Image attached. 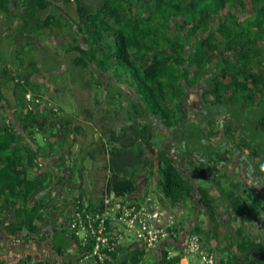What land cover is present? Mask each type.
<instances>
[{
  "label": "trees",
  "instance_id": "obj_1",
  "mask_svg": "<svg viewBox=\"0 0 264 264\" xmlns=\"http://www.w3.org/2000/svg\"><path fill=\"white\" fill-rule=\"evenodd\" d=\"M57 1L0 0V14L4 12L15 18L19 15V34H15V39L23 41L21 49H15L16 46L10 48L21 60L19 69L4 62L0 70V108L4 113L12 112L10 118L3 113L7 118L0 120V220L3 222L9 218L12 224L6 231L13 234L39 232L40 226L36 222L44 220L42 210L50 206L58 209L55 203L61 194L55 197L52 193L74 171L67 163L70 151L63 154L55 141L41 144L36 138L38 132L52 137L57 135L52 121L54 117L59 118L65 127L71 124L68 117L55 110L56 107L44 105L46 101L40 84L33 79L41 68L29 47L44 28L70 29L74 35L70 50L78 52L74 58L76 66L87 68L94 64L102 74L117 68L127 80L132 79V85L136 87L134 92L137 96L133 102L122 105L128 121L125 126L128 132H123L127 141L116 144L120 137L116 140L115 132L109 137L111 145L106 167L110 176L105 181L106 187L99 203L87 199L85 193H80L75 199L89 200L86 210L102 209L103 195L115 192L126 198L136 194L139 188L137 173L151 166L152 176L154 168L158 167L157 188L161 190L159 195L163 206L166 202L186 206L189 199L196 198V210L206 209L212 222L216 221L222 211L218 212L217 198L210 194L211 188L205 181L209 179L207 165L210 166L208 163L214 158L225 162L232 158L228 157V151L211 154L207 162L203 158L205 155L200 157V141L205 138L203 125H214L218 114L228 111L241 109L244 112L240 113L252 114V123L257 124L249 133L252 136L250 142L253 141L254 145L249 142L245 146L253 150L249 154L259 160L255 162L264 175V0H251V14L246 13L247 3L243 0H76L77 20L59 6L57 10H49V7L57 6ZM19 6L23 10L16 13ZM227 8L233 11L226 12ZM241 13L246 16L241 18ZM215 19L217 24H214ZM201 32L205 35L199 34ZM21 34L26 39H22ZM23 51L28 53L27 56H22ZM8 83H11L13 100L7 99L4 93ZM197 83L199 90L191 108L197 105L202 125L195 118L186 117V103L181 98L187 94V86L191 90ZM31 91L36 93L31 95L41 100L32 103L26 98ZM143 116L152 118V122L157 118L160 125L171 128L176 137L171 147L158 149L157 161H149L150 156L147 155V149L154 145V125L142 123L140 118ZM195 125L200 128V133L194 131ZM188 129L194 134L183 135ZM230 129L234 130V127ZM80 130L82 127L79 125L75 131ZM179 138L184 140L175 144ZM105 147L103 143L99 150L105 151ZM171 149L179 152V158L182 155L199 158L200 161L190 160V163L204 181L185 176L181 162L175 159ZM246 157L244 152L238 155V159H244L248 166L250 163ZM43 161L51 165L40 171ZM59 166L65 169L62 175L53 171ZM149 178L150 175L146 180ZM232 182L225 196L234 209V217L248 216L249 222L256 218L264 225L263 195L258 193V189H251L247 192L248 199L241 198L236 193L241 182ZM7 212L12 216L7 217ZM250 226L257 225L250 223ZM217 228L218 223L213 229L196 223L190 231L198 233L203 246L209 248L210 236H217ZM248 234L241 227L236 229L234 239L227 233L231 245H237L240 250L239 254L233 251L228 256L248 264H264V240H246ZM71 239L78 243L81 256L90 254L92 248L89 244L78 242L74 233ZM170 244L169 241L164 243L156 257L157 264L180 262L182 253L168 257L166 246ZM69 245L68 240L65 247ZM119 253L124 254L119 260L121 264H138L146 250L129 243L116 249L114 259L117 260ZM222 263L218 261V264Z\"/></svg>",
  "mask_w": 264,
  "mask_h": 264
},
{
  "label": "rangeland",
  "instance_id": "obj_2",
  "mask_svg": "<svg viewBox=\"0 0 264 264\" xmlns=\"http://www.w3.org/2000/svg\"><path fill=\"white\" fill-rule=\"evenodd\" d=\"M243 1L247 3L246 13L251 14V0ZM58 6L64 10H67L73 19L77 20L78 12L76 0H71L69 2L59 0L57 1V6L53 5L49 7V10H57ZM19 9L23 10L22 7L19 6L15 12L19 13ZM229 11L233 10L227 8L226 12ZM9 15L4 12L0 14V70L4 62L10 63L11 65H14V67H17L18 63L21 62V60L19 61V57L16 55L15 50L12 52L10 50V48H14V46H16L15 49H21V44H23V41L20 42L19 40L18 42V40L15 39L17 33L19 34V15L16 18ZM240 15L241 18L246 16L244 13H241ZM63 20H65V18H63ZM217 21L218 20L215 19L214 24H217ZM14 23L16 25H14ZM199 34L205 35L202 32ZM7 35L9 36L6 37ZM21 37H24L22 39H26L25 35L21 34ZM73 37L74 35L71 34L70 29L67 27L60 30L44 28L41 29L37 34L34 44L29 47L31 54L37 59L38 65L41 68L40 72L33 75V79H35V81L40 84V88L42 89L46 101L44 105H53L56 107L55 110L71 120L69 127H65L59 121V118H52L53 123L56 125L55 129L57 135L52 137L48 136V134L43 135L42 132H38L36 133V138L41 144H45L48 140L55 141L57 146L62 148L61 150H63V154L65 152L67 154V152L69 153L70 151V157L69 154L68 156L66 155L68 158L67 163L73 167L74 171L71 173V175L70 173L68 174L67 182H63L62 185H58L52 194L56 197L57 193L59 192L61 194L58 198L60 201L63 203L70 202L73 204L76 200V195L85 193L90 201L99 203V199L106 187L105 181L109 174V169L106 167L111 145L109 144V137L112 132H115V139L117 140V138L120 137V141L118 142L117 140L115 142L116 144L127 141L123 132H128L125 127L128 124V121L126 119V112L122 105H127L128 103L133 102V98H136L137 96L134 92L136 87L134 88L132 85V82L134 83V81L132 79H130L131 81L127 80L126 76L121 75V70H117V68H111L108 73H104V75L102 74V71L94 64L87 68L76 66L74 64V58L77 56L78 52L75 50H70V45L74 43ZM79 39L81 41V37H79ZM262 44L264 45V41ZM22 53V56H27L28 54L25 51ZM25 58L26 59L24 61L27 62L28 58ZM19 67L20 66H18L17 69H19ZM10 85L11 83H8L5 86L4 93L7 99L13 100ZM198 88L199 83L191 87V90L190 87L187 86V94L181 96V98H184V103H186V117L193 116L195 114L194 113L191 115L193 111L191 108V103L197 98L196 92L199 90ZM31 92L36 94L34 91ZM206 97H208V94ZM234 112L238 114L244 111L238 109ZM3 113L4 110L0 108V120H5L7 118H5L4 115H8L9 118L12 115V112L4 113V115ZM240 118L241 117L238 119ZM253 119V115L249 114L247 115L246 119L243 120L244 122L246 120H250L251 125L256 127L257 124L255 123L254 125L252 123ZM151 120L152 118H149L148 116H143L140 118L142 123L149 122L154 125V145L147 149V155L150 156L149 161L154 159L157 161L158 149L161 146L169 147L172 141H175L176 137L175 134L172 133L171 128H165L160 125V121L157 118L153 122ZM199 123L202 125V121ZM238 124H241V122H238ZM79 125L82 127V130L76 132V127ZM95 127H97V129ZM203 128L205 138L200 141L201 147L207 144H213L217 147L224 146L222 142L225 140V137H227L229 139V154L234 157L235 151H238L236 149L243 148V152L247 155L246 158H248L247 160L250 163V165H248L250 167L249 171H251L257 177H261V175H263L261 168L259 167L258 163H256L259 160L257 158L254 159V156L249 154L253 150H250L243 144L244 139L241 136L240 131L232 134L230 133V135L224 134V132L219 128L218 119L214 121V125H203ZM199 129L200 128H198L196 125L194 126V131H199L200 133ZM248 131L250 132V130ZM182 134L193 135L194 133L188 129ZM181 138H179L177 142L181 143ZM249 140H252L251 135H249ZM31 143H34V147H36L35 142ZM103 143L106 144L105 151H100L99 148ZM250 144L254 145L253 141H251ZM234 146H236V149H234ZM221 150L222 149L217 148L216 151H209L210 153L208 152L206 157H210L211 153L221 154ZM171 151L174 154L175 159L181 162V164H184V171H191L192 175L190 173V176L192 179L195 177L197 181L203 182V179L195 173L193 166L190 164V160H196V162H198L200 161L199 158L192 155H187L185 157L182 155V157L179 158L178 151H175L174 149H171ZM241 153L242 152H236L235 157L237 158ZM157 168L158 167L154 168V175L152 176L150 174L151 166H148L145 170H141L137 173L136 179L139 183L137 194L141 195L143 193H150L154 200L160 203L161 198L159 193L161 190L159 187L157 188V179L159 177ZM207 168L209 171V179L207 183L210 187L216 190V195L219 193L221 194L223 199L220 198V200H217V202L221 201L219 206L222 205L223 209H225L224 214L229 215L232 212L229 213L228 210L233 207L229 200H227L224 195L222 196V192L224 193L226 188L231 187L233 183L232 181H239L241 182V185L243 184V187H238L236 193L241 198L244 197L245 199H248L247 193L243 188L245 187V189H249V187H247V183L243 180L241 175L242 172L239 171V174H237V170H235L236 172H233L232 170L231 173L228 174L229 170L221 167V170H219V173L216 175L214 173L217 172V166L207 165ZM55 173L57 175L64 174V167L59 166V168L55 169ZM148 175H150V178L147 181L146 177ZM89 200L86 202L88 206ZM60 201L56 200L55 204L61 205ZM196 201V198L189 199L188 205L195 207ZM248 203H250V201ZM166 205H162V208L166 209V207H168L167 202ZM63 206H65V204H63ZM194 209L196 210V208ZM205 217L208 218L206 219V227H213L216 223L219 224L220 217H217V220L214 222H212V219H210V214L207 212L205 213ZM64 221L65 219L63 218L61 224L64 225ZM244 221L245 220L243 219L239 222L241 223ZM67 230L71 229L67 227ZM210 241L215 245L212 236H210ZM215 246V249H218L217 245ZM151 261L152 262H147L146 264H156L154 258H152Z\"/></svg>",
  "mask_w": 264,
  "mask_h": 264
},
{
  "label": "crops",
  "instance_id": "obj_3",
  "mask_svg": "<svg viewBox=\"0 0 264 264\" xmlns=\"http://www.w3.org/2000/svg\"><path fill=\"white\" fill-rule=\"evenodd\" d=\"M192 110L194 112L192 111L191 115H193L194 113L196 115L194 114L193 116H190V118L191 119L195 118L196 122H199L198 116L200 114L197 113L199 109L195 107ZM95 128L97 129V127ZM177 143L178 142H176L175 144ZM207 145L201 148V156H200L203 157L205 155L203 158H205L206 161L208 160L206 154L209 151H216L217 150L216 148L222 149L221 150L222 153L228 151L227 153L228 157L232 158V160L226 162L224 161V159L216 160V158H214L212 161H209L208 164H210L211 166L213 165L217 166V170H216L217 172H215L214 174L217 175L219 173V170H221V167L226 168L227 170L230 171L233 170V172H236L235 170H237V174H239L240 171L242 172L241 175L243 177V180L247 183V187H249V189L248 188L245 189L244 187L243 188L244 191L247 193L248 191L250 192L251 189H258V193L262 194L264 197V178H263L264 175H261V177L255 176V174L249 171L250 167L247 166V163L243 162V160H239L238 157L233 159V156L229 154L230 148L228 146L217 147L216 145L213 144H209L210 146ZM210 147L214 148L215 150L210 149ZM211 154L213 155L214 153ZM42 163L43 166H41L40 171L45 170L46 168H48L47 166L51 165L50 163L46 164L45 161H43ZM181 170L185 174V176L191 178L190 177L191 171L185 172L184 164H182ZM108 172H109L108 176H110V171L108 170ZM246 173L247 176H245ZM205 181L208 182V180ZM241 187H243V184L240 186V188ZM210 188H211L210 194L212 196L214 195V197H216L217 200H220V198L223 199L220 193L216 195L217 193L216 190L212 187ZM230 189L231 188L228 187L225 189L224 193L222 192V196L224 195L226 199L227 197L225 196V192H227V190L229 191ZM146 195H150V193L147 194L143 193L141 195L136 193L133 195H128L127 198L134 202H141ZM220 203L221 201L217 202L218 212L222 211L221 216L218 215V217H220L218 227L220 228H217V236L213 237V241L215 245H217L218 249H215L216 246L211 241L210 244L207 243L206 244L207 246L210 245L209 248L213 249L217 253V259L219 262L221 261V263L223 261L224 264H248L240 260L231 259L228 256L229 253H232L233 251L239 254L240 250H238L237 245L235 244L231 245V242L228 240L227 233L232 236V239H234L236 235V229L238 227H241L243 230H247L249 232L248 236L246 237V240L249 239V240L261 241L264 240V225L261 223V221L256 220V218L253 222H249V219L247 218L248 216L235 218L233 208L228 210L229 213L232 212L231 213L232 215L224 214L225 209H223L222 205L219 206ZM188 204L189 202H187L186 206H182V205H178V203H176L175 205H171L168 203V207H166V210L168 212H172L176 214L177 228L180 231L176 239H174L173 242L170 241L171 244L166 246V248L170 250L173 255L182 253L183 243L185 241L184 236L186 235V231L190 232V229H192L196 223H201L203 227H206L205 224L207 225L206 219L208 218L205 217V213L207 212L206 209L201 208L195 210L194 208L196 207L193 206L191 207V205ZM59 206L62 207L63 204L56 205L57 208ZM51 208L52 206L42 210L44 214V218H43L44 220H40L36 222L40 226L39 232L37 233H32L29 231L27 232L23 231V233L15 232L14 234L9 233L8 231H6V228L12 226L11 222L8 221L9 218L8 219L5 218V221L3 222L0 220V247H1L0 264H121L119 260L122 259V257L124 256L123 253H119L117 260L116 259L113 260L112 263H101L95 257L81 256L82 254L78 246V243L75 242L73 239H71L72 233L70 230H67L68 227L67 222L64 225L61 224L60 215L56 213H52V210L54 208L53 209ZM6 216L11 217L12 213L7 212ZM243 219L245 221L240 223L239 221ZM250 223L251 224L255 223L257 226L251 228ZM213 227L211 228L213 229ZM68 240L70 241V245L69 247H65V242H67ZM123 244L124 246L128 245L129 241H126ZM58 247L60 248L59 251H58ZM145 250L146 253L143 259L138 264H146L147 262H152L151 261L152 258L155 259V263H158L156 261V257L159 256L160 250L149 249L147 247H145ZM178 264H199V259L195 255L183 256Z\"/></svg>",
  "mask_w": 264,
  "mask_h": 264
},
{
  "label": "built area",
  "instance_id": "obj_4",
  "mask_svg": "<svg viewBox=\"0 0 264 264\" xmlns=\"http://www.w3.org/2000/svg\"><path fill=\"white\" fill-rule=\"evenodd\" d=\"M26 94L32 103L40 97ZM30 107H32L30 105ZM102 209L86 210V202L80 199L70 207L67 224L78 241L91 246L90 254L101 263L114 260L116 249L129 241L133 247H147L159 250L167 241H174L179 235L176 214L162 208V204L146 195L137 203L117 195L115 192L103 195ZM183 243V256L195 255L199 264H218L217 253L203 246L200 235L189 232ZM169 250L168 257L172 256Z\"/></svg>",
  "mask_w": 264,
  "mask_h": 264
},
{
  "label": "flooded vegetation",
  "instance_id": "obj_5",
  "mask_svg": "<svg viewBox=\"0 0 264 264\" xmlns=\"http://www.w3.org/2000/svg\"><path fill=\"white\" fill-rule=\"evenodd\" d=\"M197 107V105H196ZM232 108V107H231ZM233 109V108H232ZM235 110L233 111H228V112H225V113H221V114H218V125H219V128L221 129V131L224 132V134H228L230 135V133H235L237 131H240L241 132V136L243 137L244 141H243V144L245 145L246 143H249L250 140H249V131L252 127L251 125V121L249 120H246L244 122L243 119H246L245 115L248 114V113H236L234 112ZM251 111V110H250ZM249 115V114H248ZM239 117H241L240 119H238ZM223 122H226L225 126L223 125ZM238 122H241V124H238ZM229 126V127H227ZM236 126V127H235ZM234 127V130H231L230 128ZM227 130V131H226ZM225 137V136H224ZM224 146H228L229 144V139L227 137H225V140L222 142ZM231 144V143H230ZM223 147V146H221ZM234 149H236V146H234ZM238 151H235L234 153V157L233 159H235L236 157V152L239 153V152H243V148H240V151L239 149H236ZM231 171L229 170L228 174H230ZM71 175V173H70ZM59 194V192L57 193V195ZM60 197V196H59ZM61 199V198H60ZM61 205L62 204H65V206L61 207L59 206L58 209H53L52 210V213H56V214H59L60 215V220L62 221V219L64 218L65 221H64V224L67 222V217H68V214H69V211H70V207L72 206V204L70 202H67V203H63L62 201H60ZM60 205V204H59ZM62 223V222H61ZM109 263V262H108Z\"/></svg>",
  "mask_w": 264,
  "mask_h": 264
},
{
  "label": "water",
  "instance_id": "obj_6",
  "mask_svg": "<svg viewBox=\"0 0 264 264\" xmlns=\"http://www.w3.org/2000/svg\"><path fill=\"white\" fill-rule=\"evenodd\" d=\"M21 131L26 135L24 129L21 127ZM30 142H32V140H30ZM189 231H187V234H188ZM186 236V235H185Z\"/></svg>",
  "mask_w": 264,
  "mask_h": 264
},
{
  "label": "clouds",
  "instance_id": "obj_7",
  "mask_svg": "<svg viewBox=\"0 0 264 264\" xmlns=\"http://www.w3.org/2000/svg\"><path fill=\"white\" fill-rule=\"evenodd\" d=\"M127 198V197H126ZM128 199V198H127ZM68 225V224H67ZM72 232V231H71ZM79 242V241H78ZM170 242V241H169ZM163 246V245H162ZM162 246H161V248L159 249L160 251H161V249H162ZM140 247H142V246H140ZM144 249H145V247H143ZM169 251V250H168ZM173 256V255H172ZM115 260V259H114ZM157 264V263H156Z\"/></svg>",
  "mask_w": 264,
  "mask_h": 264
},
{
  "label": "bare ground",
  "instance_id": "obj_8",
  "mask_svg": "<svg viewBox=\"0 0 264 264\" xmlns=\"http://www.w3.org/2000/svg\"><path fill=\"white\" fill-rule=\"evenodd\" d=\"M39 101V100H38ZM189 233V232H188Z\"/></svg>",
  "mask_w": 264,
  "mask_h": 264
}]
</instances>
